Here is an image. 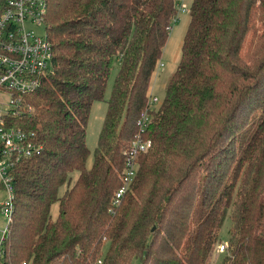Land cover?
Segmentation results:
<instances>
[{
	"label": "trees",
	"instance_id": "1",
	"mask_svg": "<svg viewBox=\"0 0 264 264\" xmlns=\"http://www.w3.org/2000/svg\"><path fill=\"white\" fill-rule=\"evenodd\" d=\"M180 1L49 0L54 73L5 116L43 150L11 171L0 264H209L227 218L221 264H264V34L242 57L257 0H191L178 68L140 134L151 146L114 205ZM116 61L89 169L87 125Z\"/></svg>",
	"mask_w": 264,
	"mask_h": 264
},
{
	"label": "built area",
	"instance_id": "2",
	"mask_svg": "<svg viewBox=\"0 0 264 264\" xmlns=\"http://www.w3.org/2000/svg\"><path fill=\"white\" fill-rule=\"evenodd\" d=\"M178 15L189 14L186 7L178 5ZM49 13V0H0V93L10 97L7 114L18 116L24 112L22 95L38 90L44 81L54 73V47L48 39L47 32L38 35V28L45 29ZM157 97H150L148 108L142 113L138 127L140 133L132 142L128 158L124 165L121 180L122 186L114 198V205L120 204L129 190L138 172V156L146 153L151 144L143 141V133L150 121L152 109L159 104ZM0 115V184L6 193L5 200L0 205V215L7 220V227L2 231V243L8 233L15 213L16 190L12 169L24 158L40 155L43 147L23 130L9 127L5 116ZM226 245L220 248L223 252ZM95 264H103L98 259Z\"/></svg>",
	"mask_w": 264,
	"mask_h": 264
},
{
	"label": "rangeland",
	"instance_id": "3",
	"mask_svg": "<svg viewBox=\"0 0 264 264\" xmlns=\"http://www.w3.org/2000/svg\"><path fill=\"white\" fill-rule=\"evenodd\" d=\"M180 6L186 7L190 10L191 0H181L179 2ZM190 22V15L180 14L177 20L173 23L169 40L167 45L164 48L163 56L161 61L159 62L156 71L153 74L151 87L149 94L150 96L157 97L160 102L165 97L166 89L170 78L176 72L182 52V45L184 41V37ZM38 35H44L45 29L38 28L36 30ZM264 34V9L260 7V2L257 0V7L254 11V15L252 18L250 32L247 36L246 43L244 49L242 51V57L246 59L247 62H250L257 54L262 47V41L260 37ZM120 62L116 61L114 64V68L111 73L110 80L108 82V87L106 90V94L103 101L95 102L91 109L90 119L87 125V145L90 149L91 155L87 161V167L90 169L94 163V155L96 150L99 147V139L100 134L103 129L104 121L108 112V102L111 99L113 86L115 78L120 70ZM10 101V97L7 94L0 93V115H5L10 110L8 104ZM159 102V103H160ZM73 178V183L78 177V173L75 172L71 176ZM68 186H64L59 191V196L62 197ZM6 193L0 184V205L5 200ZM59 213V204L56 203L53 205L51 210V215L53 220H55ZM7 227V220L0 215V238L2 237V231ZM229 228H230V220L226 219L223 229L219 235L218 243L215 247V251L209 261V264H221L224 252L220 251V248L227 244L229 239ZM108 245L105 244L103 248V253L105 254L107 251ZM133 264H142L141 259L135 258Z\"/></svg>",
	"mask_w": 264,
	"mask_h": 264
}]
</instances>
